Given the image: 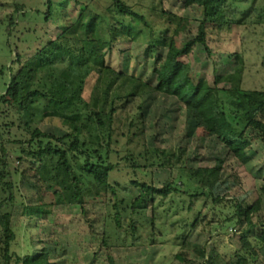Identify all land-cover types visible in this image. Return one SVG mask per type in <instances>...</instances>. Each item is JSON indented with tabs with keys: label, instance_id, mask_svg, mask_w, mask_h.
Instances as JSON below:
<instances>
[{
	"label": "trees",
	"instance_id": "trees-1",
	"mask_svg": "<svg viewBox=\"0 0 264 264\" xmlns=\"http://www.w3.org/2000/svg\"><path fill=\"white\" fill-rule=\"evenodd\" d=\"M69 2L41 0L34 12H23L24 6L18 5L20 17L12 15L8 26V34L12 35L23 23L29 25L22 29L21 38L29 41L27 32H34L36 39L24 54L19 51L14 56L12 76L0 94V264H12L14 259L15 264H57L50 260L49 253L21 256L11 249L17 237L12 223L17 204L24 205L28 218L39 219L51 213L49 205L23 200L21 178L29 169L42 182L59 187L68 206L84 205L87 198L105 201L113 213L109 220L115 222L114 230L117 235H125V240L129 232L123 222L131 217V229L127 230L139 243V232L148 226V236L155 240L158 214L143 222L149 200L182 193L192 198L189 210L204 197L205 207L209 206V197L226 163L186 172V148L149 146L142 95L133 93L125 99L115 96L122 78H136L135 73L127 71L134 43L144 45L139 61L143 70L154 65L156 89L175 96L208 136H216L225 144L232 159L242 165L249 162L246 150L254 140L248 136L250 128L264 142V91L215 87L205 81L188 87L183 78L190 66L178 61L191 44L202 45L213 55L209 38L216 39L223 24L263 25L264 0H185L186 6L202 7L205 15L195 41L181 51L176 41L184 18L167 9L141 12L124 0H79L71 6ZM50 21L58 31L55 37H49ZM118 49L124 59L120 67L111 61ZM234 57L235 67L243 65L239 53ZM159 63H163L161 68L157 67ZM242 71L237 68L230 74H218L215 84L241 83ZM93 75L96 79L86 98L84 93ZM48 119H59L68 133L57 138L43 132L40 124ZM160 167L172 171L163 188L139 179ZM117 172L129 175L132 187L112 181ZM233 175L241 184L239 172ZM193 181L198 182L199 189L191 193ZM137 188L143 197H132ZM263 202L264 184L250 199L233 202V215L228 221L242 227V249L232 264H257L264 256V215L255 221ZM182 203H167V213L176 212ZM195 218L192 225L190 218L186 219L183 229L190 225V230L194 228L199 215ZM109 237L108 232L106 243ZM219 258L214 254L208 264H219Z\"/></svg>",
	"mask_w": 264,
	"mask_h": 264
},
{
	"label": "rangeland",
	"instance_id": "rangeland-1",
	"mask_svg": "<svg viewBox=\"0 0 264 264\" xmlns=\"http://www.w3.org/2000/svg\"><path fill=\"white\" fill-rule=\"evenodd\" d=\"M68 1L71 6L79 0ZM80 1L86 3L90 0ZM100 1L111 3L110 0ZM124 1L141 12H146L149 8L167 9L183 17L184 25L176 41L178 51L195 41L200 22L205 15L202 7L186 6L185 0ZM18 5L24 6L23 12H34L40 7L41 0H0V94L6 89L12 76L11 65L14 56L19 51L24 54V50L35 45L34 32H27L29 41L21 38V31H25L22 29L29 25L23 23L22 28L18 26L12 35L8 34L11 16L20 17L17 13ZM49 24V37H55L58 32L55 24L51 21ZM209 43L214 49L213 55H209L204 46L191 44L188 53L178 57V61L190 66V71L183 78L186 86L195 87L200 81H205L215 87L264 91V24H223L218 29L217 38H209ZM143 50L144 45L141 43L131 45L127 71L135 73L136 78H122L115 96L125 99L133 93L142 95L149 146L157 149L186 148V172L226 163V169L222 171L209 197V206L205 207L204 197L193 204V210H189L192 198L182 193L167 199L157 196L155 202L149 200L143 222L146 223V219L151 218L154 213L158 214L154 230L155 240L149 238L151 229L148 226L146 230L139 232L142 238L139 243L134 241L131 230H127L131 229V217H127L123 222L124 229L129 232L125 240V235H117L114 230L115 222L109 220L113 213L108 210L105 201L87 198L84 205L68 206L59 187L42 182L35 171L29 169L21 178L23 200L30 199L34 204L49 205L51 213L44 214L39 219L28 218L24 214L23 204L15 206L12 223L17 237L11 248L14 253L21 256L49 253L50 260L57 264H208L214 254L220 255L219 264H232L238 260L236 254L242 249V227L230 223L228 217L233 215V202L250 199L264 184V142L258 132L250 128L248 136L254 137V140L246 150L249 162L242 165L232 159L225 144L216 136H208L193 114L181 108L175 96L156 89L158 80L154 65L143 70L139 63ZM118 51L119 49L114 52L111 61L120 67L124 59L120 58ZM236 53L243 57L244 63L235 67ZM162 66L163 63L157 64L158 68ZM237 68L243 69L241 83L215 84L218 74H230ZM95 79L93 75L88 81L84 93L86 98L89 97ZM40 128L57 138L68 133V129L59 119H48L40 124ZM236 171L241 175V184L233 175ZM171 174L170 168L160 167L153 169L146 177L140 176L139 179L149 181L157 188H163ZM177 175L178 171L175 172V176ZM112 181H120L125 186L132 187L130 176L120 172L114 174ZM193 183L191 193L199 189L198 182ZM132 197H143V193L139 188L134 189ZM179 200H183V203L178 206V210L167 213L170 209L168 204L177 203ZM197 215V224L190 230ZM262 215L264 202L262 209L256 213L255 221L259 222L258 218ZM189 218V223L192 224L188 229H183L184 221ZM108 232L109 243H106ZM15 261L14 259L12 264H15ZM257 264H264V256L259 257Z\"/></svg>",
	"mask_w": 264,
	"mask_h": 264
}]
</instances>
